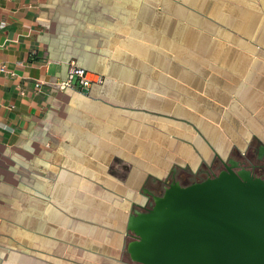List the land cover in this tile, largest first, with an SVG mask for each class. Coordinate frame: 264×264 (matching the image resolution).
Here are the masks:
<instances>
[{"label": "crops", "instance_id": "1", "mask_svg": "<svg viewBox=\"0 0 264 264\" xmlns=\"http://www.w3.org/2000/svg\"><path fill=\"white\" fill-rule=\"evenodd\" d=\"M1 65L0 264H140L144 188L264 148V0H0Z\"/></svg>", "mask_w": 264, "mask_h": 264}, {"label": "water", "instance_id": "2", "mask_svg": "<svg viewBox=\"0 0 264 264\" xmlns=\"http://www.w3.org/2000/svg\"><path fill=\"white\" fill-rule=\"evenodd\" d=\"M227 161L216 175L185 185L173 181L160 195L144 188L151 207L127 217L133 261L264 264V179Z\"/></svg>", "mask_w": 264, "mask_h": 264}, {"label": "flooded vegetation", "instance_id": "3", "mask_svg": "<svg viewBox=\"0 0 264 264\" xmlns=\"http://www.w3.org/2000/svg\"><path fill=\"white\" fill-rule=\"evenodd\" d=\"M236 155L237 156H231V158L238 162V168H247L251 170L254 175L260 176L264 179V148H262V145L251 147ZM225 162L228 163L227 159H221L219 157L218 160L213 162V164L206 165L200 168L197 172L183 171L179 174L172 172L163 180L154 179L152 185L146 188L152 190L153 193L160 195L164 190L163 188L173 181H178L180 184L185 185L216 175L220 170L225 169ZM145 194L147 196L145 203L140 207L138 206V208L133 209L132 212H134V210L146 211L151 207L152 198L146 192Z\"/></svg>", "mask_w": 264, "mask_h": 264}, {"label": "built area", "instance_id": "4", "mask_svg": "<svg viewBox=\"0 0 264 264\" xmlns=\"http://www.w3.org/2000/svg\"><path fill=\"white\" fill-rule=\"evenodd\" d=\"M0 70H5V66L1 65ZM95 76L96 77L93 78L92 73L86 68L75 63L74 61H69L67 75L64 79H58L53 82L35 80L32 89L36 94L41 91L42 85L44 83L57 89H65L66 87H71L74 84H78L80 88L85 89L88 88L94 80L100 81L102 79L100 74H96ZM20 93H24L22 89L20 90Z\"/></svg>", "mask_w": 264, "mask_h": 264}]
</instances>
